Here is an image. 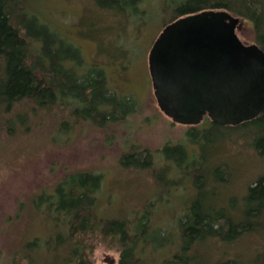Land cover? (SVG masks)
<instances>
[{
  "label": "rangeland",
  "instance_id": "1",
  "mask_svg": "<svg viewBox=\"0 0 264 264\" xmlns=\"http://www.w3.org/2000/svg\"><path fill=\"white\" fill-rule=\"evenodd\" d=\"M34 2L39 15L31 14L40 20H35L36 24L43 21L49 27L48 33L57 35L55 47L65 55L64 62L75 64L74 74H100L118 100H131L134 111L118 122L101 125L80 120L71 126L74 110L81 111L82 105L55 104L52 113L38 107L35 101L15 107V112L2 107L0 264H9L35 238L40 239L44 248L47 240L63 232L62 223L53 219L48 203L59 200L54 192L60 181L77 180L79 173L102 176L96 210L100 216L133 218L146 214L155 239L168 242L169 248L154 243L145 247L141 257L147 264H165V260L171 259L179 244L175 243L179 222L202 193L206 198L217 197L218 207L239 219L249 187L264 177V159L243 129H215L210 136L216 141L214 147L207 141L200 147H190L202 152L204 167H210L214 173L209 177L211 187L205 184V175V181L191 177L175 179L174 172L160 169L164 163L159 158L157 171L121 163L122 155L138 148L154 151L168 143L189 144L187 134L191 126L177 124L163 114L149 72L150 49L175 15L171 7L165 11V0H141L137 4L123 0L110 6L96 0ZM240 20V39L245 44L256 43L251 22ZM208 125L204 119L200 126L210 130ZM223 229L229 230L227 226ZM260 245H264V236L257 233L231 244L211 240L198 249V258L195 252L191 254V263L221 264L232 257L247 260ZM120 257V249L109 239L97 240L90 252L94 264H109L110 260L120 264Z\"/></svg>",
  "mask_w": 264,
  "mask_h": 264
},
{
  "label": "trees",
  "instance_id": "2",
  "mask_svg": "<svg viewBox=\"0 0 264 264\" xmlns=\"http://www.w3.org/2000/svg\"><path fill=\"white\" fill-rule=\"evenodd\" d=\"M96 1L110 6L118 5L123 0ZM32 2L0 0V110L5 106L7 112H15V107L35 101L38 107L43 106L51 113L55 104L69 107L82 105L81 111L74 110L71 126L80 120L103 125L126 119L134 111L131 100H118L113 91L106 87V79L96 72L74 74L75 64L64 62L65 55L55 47L57 35L53 33L51 36L48 25L43 21L41 25L36 24L35 20H40L31 13L39 15V10L36 9V2ZM133 2L137 4L141 0ZM169 7L175 13L172 21L204 10H227L251 22L256 43L264 50V0H165V11ZM77 101L81 104H77ZM205 119L209 122L210 130L206 126L201 128V124L191 126L187 134L189 144L178 141L154 151L138 148L122 155L121 163L124 166L154 169L156 158H159L164 163L160 169L163 172L171 170L176 174L175 179L191 177L205 181L202 178L205 175L209 181L205 184L211 187L209 177L214 173L210 167H204L202 152L199 154L196 148L190 147H200L204 141L214 147L216 141H212L210 136L212 131L221 128L247 131L250 144L264 159V113L239 126H220L208 117ZM77 178L72 182L67 179L60 181L54 192L59 200L48 203L53 219L62 223L63 232L47 240L44 248H41L43 244L40 239L35 238L26 244L20 255L15 254L9 264H94L90 252L94 243L102 239L116 243L121 251L120 264H147L141 256L149 244L170 247L168 242L155 239L146 214L133 218H106L98 214L100 174L79 173ZM199 187L203 189V186ZM219 203L217 197L206 198V195L200 194V198L180 220V232L175 240L176 245L179 243L177 251L170 260H165V264H193L191 254L195 252L198 258V249L211 240L231 244L254 233L264 236V177L249 187L239 219L227 215L224 208L218 207ZM225 226L228 231H224ZM221 264H264V245H260L255 255L247 260L232 257Z\"/></svg>",
  "mask_w": 264,
  "mask_h": 264
},
{
  "label": "water",
  "instance_id": "3",
  "mask_svg": "<svg viewBox=\"0 0 264 264\" xmlns=\"http://www.w3.org/2000/svg\"><path fill=\"white\" fill-rule=\"evenodd\" d=\"M240 22L227 10H204L163 28L148 65L158 106L173 122L239 126L264 113V50L240 39Z\"/></svg>",
  "mask_w": 264,
  "mask_h": 264
},
{
  "label": "bare ground",
  "instance_id": "4",
  "mask_svg": "<svg viewBox=\"0 0 264 264\" xmlns=\"http://www.w3.org/2000/svg\"><path fill=\"white\" fill-rule=\"evenodd\" d=\"M257 44V43H256ZM1 119V118H0ZM3 119H1V121H2Z\"/></svg>",
  "mask_w": 264,
  "mask_h": 264
}]
</instances>
